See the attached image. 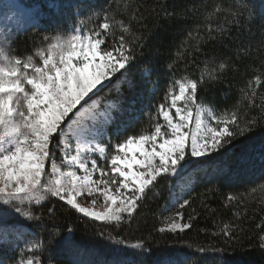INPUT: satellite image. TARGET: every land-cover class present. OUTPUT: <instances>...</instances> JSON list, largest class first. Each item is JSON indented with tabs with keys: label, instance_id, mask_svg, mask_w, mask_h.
Segmentation results:
<instances>
[{
	"label": "snow or ice",
	"instance_id": "obj_1",
	"mask_svg": "<svg viewBox=\"0 0 264 264\" xmlns=\"http://www.w3.org/2000/svg\"><path fill=\"white\" fill-rule=\"evenodd\" d=\"M82 6V3L48 0V13L39 5L14 3L0 8V16L8 21L0 24V247L12 249L20 243L25 245L12 264H60L51 255L54 250L86 251L75 239L74 227L65 224L58 230L54 221L60 214L71 213L83 223L130 225L161 178L175 181L169 187L164 206L165 210L171 206L174 211L158 229L163 234L183 233L199 215L193 209L194 214L184 221L182 212L191 203V197L185 199L183 195L190 190V173L194 167L210 166L217 179L241 181L258 159L264 176V142L255 156L252 150L239 156L235 169L221 166V158L231 159L222 150L264 127V93L258 92V88L264 87V72L254 75L240 89V100L234 106L217 110L206 104L199 92L205 84L222 79L230 57L217 64L213 54L204 61L198 78L192 74L176 78L175 61L167 62L163 100L150 103L145 113L149 127L137 133L135 125L140 116L136 114V105L151 101L159 91V78L152 77L151 61L141 65L148 40L154 33L145 34L134 27L136 24L147 28L142 6L134 2L126 3L120 10L117 0L115 9L108 3L101 8H90L84 15H81ZM68 8L72 10L71 17L67 16ZM160 8L156 14L162 13L165 19L181 18L163 5ZM117 11L121 12V18H117ZM220 13L223 22L215 28L209 26L206 35L188 32L178 57H183L186 48L202 51L201 42L223 43L231 25L250 30L257 19L256 8L249 0L223 8L217 4L205 18ZM259 18L264 22V6ZM47 25L53 27L49 29ZM29 32L40 34V46L18 53L15 40ZM190 40L194 44H189ZM247 52L238 46L237 59ZM158 54L159 49L154 50L153 55ZM137 74L143 82L139 92L135 91ZM125 85L133 91L130 100L123 96ZM105 89H114L119 98L101 103L99 94ZM222 95L227 99V93ZM242 101L247 105L241 115ZM257 183L264 191V181ZM215 190L208 188L201 198L207 215L215 209L205 203L204 197L210 198ZM256 190L252 186L248 193ZM101 199L103 202L99 203ZM237 199V195L229 193L225 206ZM45 204L50 205L46 210ZM260 211L264 212V208ZM13 216L32 229L31 240L15 225L6 223ZM239 220L241 215L236 213L235 221ZM214 224L218 231L211 235L225 245L239 242L244 232L241 223L234 221L214 220ZM255 227L258 246L264 249V215ZM99 235L103 237L104 233L100 231ZM107 238L119 247L113 249L111 259L105 264H149L151 249L143 240L129 243L111 233ZM45 249L49 253L47 257L37 255ZM129 249L138 250L137 256L129 259L122 254ZM160 264H199V261L166 259ZM213 264L228 262L223 255H217Z\"/></svg>",
	"mask_w": 264,
	"mask_h": 264
},
{
	"label": "trees",
	"instance_id": "obj_2",
	"mask_svg": "<svg viewBox=\"0 0 264 264\" xmlns=\"http://www.w3.org/2000/svg\"><path fill=\"white\" fill-rule=\"evenodd\" d=\"M65 1V0H64ZM68 3H82L81 15H84L90 8H101L108 3L113 4L116 8L117 0H67ZM134 2L141 5V11L147 17L144 23L147 28H142L134 24L139 31L154 33L148 40L145 48V57L141 61V65L147 61H151L152 77L159 78V91L151 98V101L145 100L143 105L137 104V115L140 119L135 125V130L139 133L149 127L150 121L147 115L150 103H159L163 100L164 84L168 79L166 73V63L175 61V76L180 78L186 74H192L195 78L200 75V70L205 66L204 61L208 60L213 54L216 56L217 64L225 58H231L228 61L227 70L222 74V79L214 83H207L201 87L199 94L203 96L204 102L213 105L217 110L231 108L240 100V89L247 86V83L254 75L264 72V22L259 18V12L264 6V0H249L257 11V19L248 28L238 29L235 25L230 26L229 32L225 35L223 43L208 40L201 42L199 47L202 51H195V47L184 49L183 57H178L181 43L184 41L189 31L199 32L206 35L208 27H218L223 22V13L206 19L207 13L211 12L215 5L219 4L222 8L226 6H234L239 4L241 0H119V9L122 10L124 5ZM62 3V2H61ZM163 5L168 11L177 12L181 18L172 17L165 19L160 13V6ZM191 9V11H188ZM45 13L49 12L46 6H43ZM71 8L67 9V16L71 17ZM117 18H121V12L117 11ZM123 18L127 21V15ZM51 29L52 25H47ZM41 36L39 33L31 32L19 36L15 40V47L18 53L30 51L34 46H40ZM194 44V41H189ZM239 47L248 50L247 55H243L241 59H237V49ZM159 49L158 55H153L154 50ZM192 55L189 56L188 52ZM189 60L193 63H189ZM187 70L185 71V65ZM137 69V73H138ZM138 87L136 92L141 90L142 81L137 74L134 77ZM123 96L126 100L133 98V91L127 86L122 88ZM258 92L264 93V87L258 88ZM223 93H227V99L223 97ZM147 95V93H145ZM118 94L113 89L109 91L105 89L99 94L101 103H108L118 99ZM240 108L241 115L247 105L246 101H242ZM154 112L155 109H152ZM255 114V110H252ZM264 142V127L257 128L255 131L240 137L227 146L225 155H230L231 159L224 161L221 158V166L227 165L229 168L235 169L237 166V158L241 155H256L259 151L260 144ZM214 156L216 154H213ZM212 161H210V164ZM216 174L212 168H195L190 173L192 185L190 190L186 191L183 198L191 197L190 206L182 210L183 219L187 221L188 216L193 213V209L199 213L192 227L183 233L165 232L161 234L158 229L164 226L165 217L169 216V209L165 210V205L169 195V187L175 181L171 178H161L156 188L149 192L148 196L142 202L140 209L135 216L134 221L130 225H102L99 222L83 223L75 219L71 213L60 214L54 221L58 226V230H62L65 224L75 228V239L83 246L86 251L78 253H64L59 249L54 250L51 255L60 262V264H105L111 259L113 249L119 246L109 240L108 233L117 238H123L129 243L137 240H143L146 247L151 249L148 257L149 264H160L166 259L183 261L184 258L199 264H213L217 255H223L228 264H264V249L258 246L256 223L259 222L261 215L260 209L264 208V191L261 190L257 181H264L261 175L260 166L257 163L253 170L247 174L241 181H228L223 178H215ZM252 186L256 187L255 192L248 193V189ZM208 188H215V192L210 198L205 196V203L215 212L211 215L206 214V209L201 206L202 195L206 193ZM229 193L238 196L237 201L232 202L227 207L225 200ZM247 193V195H245ZM243 201V202H242ZM50 206L45 204L46 208ZM173 209V208H172ZM254 209L256 210L254 212ZM240 213L241 220L235 221V214ZM255 216L253 220L248 217ZM214 220L223 222L234 221L241 223L244 232L241 234L239 242L225 245L222 240L213 237L211 233L218 231L214 224ZM7 224L19 225L25 227L29 233L25 236L32 239V229L28 228L24 222L18 217H9ZM222 227V223L220 224ZM203 230V231H202ZM102 231L104 236L101 237L99 232ZM41 235L37 233V236ZM46 239L47 233L43 234ZM190 246V247H189ZM25 245L20 243L19 247L14 246L12 249L0 247V264H12L17 258L18 253ZM199 248L206 249L205 252L198 251ZM217 249H222L218 252ZM137 252L133 250H124L122 253L127 258L132 259L137 256ZM47 257L49 253L47 249L37 253ZM26 258V257H25Z\"/></svg>",
	"mask_w": 264,
	"mask_h": 264
},
{
	"label": "rangeland",
	"instance_id": "obj_3",
	"mask_svg": "<svg viewBox=\"0 0 264 264\" xmlns=\"http://www.w3.org/2000/svg\"><path fill=\"white\" fill-rule=\"evenodd\" d=\"M79 1L82 2L83 0H79ZM47 2H48V0H2V3H0V8H3V5L14 4V3L24 4L27 6L39 5L42 8H43V6H46V8H47ZM61 2L65 3V2H69V1L61 0ZM70 2L73 3L72 1H70ZM5 11H7V10L5 9ZM5 23H8V21H6L3 16H0V24H5ZM12 25L15 26V21L12 22ZM190 180H191V183H190V186H191L192 185V179L190 178ZM181 187H182V185H181ZM186 191H188V190H186ZM102 202L103 201L101 199L99 201V203H102ZM168 209H169V215H171L174 210L172 209L171 206H169ZM16 227L19 228L24 234L29 233V231L23 226L17 225Z\"/></svg>",
	"mask_w": 264,
	"mask_h": 264
}]
</instances>
